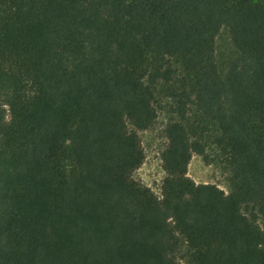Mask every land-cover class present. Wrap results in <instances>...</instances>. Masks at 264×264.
Listing matches in <instances>:
<instances>
[{
	"label": "trees",
	"instance_id": "trees-1",
	"mask_svg": "<svg viewBox=\"0 0 264 264\" xmlns=\"http://www.w3.org/2000/svg\"><path fill=\"white\" fill-rule=\"evenodd\" d=\"M184 263L264 264V0H0V264Z\"/></svg>",
	"mask_w": 264,
	"mask_h": 264
},
{
	"label": "rangeland",
	"instance_id": "rangeland-1",
	"mask_svg": "<svg viewBox=\"0 0 264 264\" xmlns=\"http://www.w3.org/2000/svg\"><path fill=\"white\" fill-rule=\"evenodd\" d=\"M229 30L224 27L216 38V59L222 73L226 72L230 61L236 56ZM164 94L158 95L157 105L159 115L154 126L140 131V137L145 149L146 158L143 165L134 172V177L151 187L161 195L166 171L163 167L161 153L167 145L164 128L172 116L167 107ZM212 161L207 162L204 156L194 153L189 164V175L197 183H215L229 192L231 188L230 173L218 161L214 160L215 152L210 151ZM185 264V263H184Z\"/></svg>",
	"mask_w": 264,
	"mask_h": 264
}]
</instances>
